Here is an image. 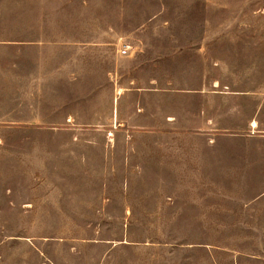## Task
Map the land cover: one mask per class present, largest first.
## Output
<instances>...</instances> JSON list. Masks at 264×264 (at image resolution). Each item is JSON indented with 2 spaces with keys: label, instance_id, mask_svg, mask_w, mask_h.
<instances>
[{
  "label": "rangeland",
  "instance_id": "374dc122",
  "mask_svg": "<svg viewBox=\"0 0 264 264\" xmlns=\"http://www.w3.org/2000/svg\"><path fill=\"white\" fill-rule=\"evenodd\" d=\"M0 264H264V0H0Z\"/></svg>",
  "mask_w": 264,
  "mask_h": 264
},
{
  "label": "built area",
  "instance_id": "2783aa9c",
  "mask_svg": "<svg viewBox=\"0 0 264 264\" xmlns=\"http://www.w3.org/2000/svg\"><path fill=\"white\" fill-rule=\"evenodd\" d=\"M122 52L125 53L126 52V49H122Z\"/></svg>",
  "mask_w": 264,
  "mask_h": 264
},
{
  "label": "bare ground",
  "instance_id": "6f19581e",
  "mask_svg": "<svg viewBox=\"0 0 264 264\" xmlns=\"http://www.w3.org/2000/svg\"><path fill=\"white\" fill-rule=\"evenodd\" d=\"M253 124H254V122H253Z\"/></svg>",
  "mask_w": 264,
  "mask_h": 264
}]
</instances>
